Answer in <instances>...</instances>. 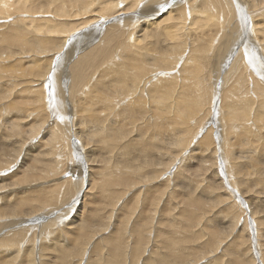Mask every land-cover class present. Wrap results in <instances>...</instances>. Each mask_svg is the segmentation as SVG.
Returning <instances> with one entry per match:
<instances>
[{"label": "bare ground", "instance_id": "obj_1", "mask_svg": "<svg viewBox=\"0 0 264 264\" xmlns=\"http://www.w3.org/2000/svg\"><path fill=\"white\" fill-rule=\"evenodd\" d=\"M0 21L8 27L0 33V71L6 70L1 65L7 57L5 63L26 74L16 82L12 74L13 83L0 84V89H14L7 99L19 96L0 106V116L10 118L4 123L7 144L22 151L36 146L32 139L45 136L37 140L41 147L33 155V170L45 175L39 185L32 183L38 179L33 172L23 177L25 185H7L19 151L3 152L0 264H216L224 260L225 248L233 255L241 252L232 236L246 230L249 213L228 201L232 192L213 190L215 196L201 197L203 202L192 208L195 197L179 200L188 184L181 179L183 184L173 186L171 179L182 175L179 160L192 147L199 160L212 156L216 163L219 156L226 161V175L234 177L228 184L232 190L235 182L245 187L257 171L253 188L264 194V82L259 78L264 79V0H0ZM251 33L257 36L253 40ZM35 54L43 55L41 65ZM210 65L216 69L214 82ZM51 102L56 110L47 112ZM147 109L151 114L143 124L139 119ZM213 112L218 114L210 118ZM206 117L220 139L213 141L210 130L202 132ZM142 135L145 140L138 142ZM136 145L143 158L152 151L153 159L129 169L109 155L102 157L115 149L136 152ZM166 155L167 165L159 167ZM126 172L122 181L117 174ZM159 185L158 204L152 203L149 192L156 193ZM128 196L137 198L130 206ZM35 198L43 207L31 213L27 208ZM224 202L228 206L222 209ZM215 207L225 212L221 223L233 234L221 239L222 231L211 228L200 241L201 229L213 218L203 220L209 215L204 213ZM186 211L195 214L190 218ZM77 212L95 223L84 217L78 223ZM250 213L259 236L264 221L256 219V210ZM179 219L184 225L176 223ZM79 225L81 231H72ZM195 234L200 235L197 246L183 244ZM259 239L253 253L261 255L260 261L250 247L245 251L249 263L248 256L241 255L246 261L241 263L234 255L226 264H264Z\"/></svg>", "mask_w": 264, "mask_h": 264}, {"label": "rangeland", "instance_id": "obj_2", "mask_svg": "<svg viewBox=\"0 0 264 264\" xmlns=\"http://www.w3.org/2000/svg\"><path fill=\"white\" fill-rule=\"evenodd\" d=\"M71 2V1H70ZM66 4L68 3V2H65ZM73 3V2H72ZM69 4V3H68ZM67 4V5H68ZM47 13V12H46ZM251 13V12H250ZM49 14L50 13H48V14H46V15H44V16H46L47 18L49 17ZM229 14V13H228ZM255 14V13H254ZM48 15V16H47ZM119 15H121V14H118L117 16H119ZM35 16L36 17H42L41 15H38L37 13H35ZM34 16V17H35ZM116 16V17H117ZM248 16H249V18L251 17V16H253L252 14L251 15H249V12H248ZM16 17H18V16H16ZM111 18H114V16L113 17H111ZM111 18H110V20H111ZM88 20V19H87ZM11 21V20H10ZM260 21H262V20H260ZM1 22V21H0ZM61 22V21H60ZM95 23H97V21L95 22ZM103 23V22H102ZM254 22L253 21H251V24L253 25V26H256V24L254 25L253 24ZM250 24V25H251ZM252 25H251V27H252ZM104 26V25H103ZM8 27H1L0 26V33H2L3 31V29L5 30V29H7ZM254 29H256V31H260V29H259V27H254ZM226 32V31H225ZM254 33V32H253ZM255 36V37H254ZM257 36L255 35V34H252L251 33V37H250V39H255ZM5 39H11L10 37H4V40ZM2 47H4V44L0 47V48H2ZM4 50V49H3ZM1 51L2 50H0V53H1ZM11 51V50H10ZM9 51V52H10ZM2 55H6V53H3ZM16 57V54H14L13 56H11V57ZM35 56H37V57H35L36 58V60H38L39 58L41 59V58H43V55L42 56H40V54H35ZM245 58V57H244ZM4 60H6L5 62H7V57H5L4 58ZM9 60V59H8ZM245 60V59H244ZM39 62H37L36 64H39V65H41V63H40V60H38ZM3 63L1 66L3 67L4 65H6V66H4V68H6V70L2 73V70L0 71V77H1V73L3 74V75H6V79L5 80H1L0 79V84H6V83H13L12 81L13 80H11V79H9V76L10 75H12V74H15V75H17L18 77H16V79H14V82H16L17 80H19L21 77H23V76H25L26 74H24L20 69H18V70H16L12 65H10L9 63L7 64V63ZM41 62H42V59H41ZM26 63L27 62H25V63H21V65L23 64V65H26ZM28 64V63H27ZM18 65H19V68H20V64H17V67H18ZM8 66L10 67V68H12L13 70H16V71H10L11 69L10 68H8ZM214 67V65H210L209 67H208V69L209 70H211V73H210V76H209V78L210 77H212L213 79H211V81L213 80V82H214V74H215V67H214V69H213V67ZM1 68V67H0ZM8 68V69H7ZM214 71V72H213ZM9 73V74H8ZM22 73V74H21ZM212 74V75H211ZM21 76V77H20ZM260 78V80H262L261 82L263 83L264 82V79H262L261 77H259ZM264 84V83H263ZM12 90H14L12 87L10 88V87H7V88H5V90H3V88H1L0 89V106H1V104L2 103H4L5 101H7V100H9V99H11V98H18L19 96H15L14 97V93L12 94V96L9 94V96H8V98L9 99H7L6 97H5V95H6V93H8L9 91H12ZM46 93V96H48L47 97V99L50 97V93L47 91V92H45ZM212 100L214 101V104H215V109L216 108H218V103H217V101H216V98H212ZM51 107H52V109L51 110H47V112H54L55 110H56V108H54L53 107V102H51ZM214 108L212 109V110H214ZM150 114H151V110H146V111H143V117L141 116V118L139 119L140 121H141V123L144 121V119H145V121H147L148 119H149V117H150ZM217 114H218V112H217ZM216 113H215V115H214V112L212 113V115L213 116H210V118H212V117H216V115H217ZM145 115H146V117L147 118H145ZM50 116H53V114H50ZM4 118V119H3ZM10 119L9 118V116H0V162L2 161V160H5L4 158H7L6 156H4L3 155V152H8L9 154H12V153H15V154H17L18 153V151H19V149L20 148H13L12 146H9L8 144H7V139H8V133L6 132V126H8V125H6V124H4L5 122L6 123H8L7 121ZM1 120L3 121V122H1ZM206 121V125H202V132L203 131H205L206 129L207 130H210V133H211V135L213 134V138H212V140L214 141V139H220V137L219 136H215L214 134H216V129H215V123H213L212 122V124H211V122L209 123V121H208V123H207V120H208V117H206V119H205ZM57 123H59V120H58V122ZM143 124H144V122H143ZM211 124V125H210ZM58 126L59 125H62V124H57ZM213 125V126H212ZM139 126V124L137 125V127ZM212 129V130H211ZM214 129V130H213ZM3 132V133H2ZM136 133V130L133 132V134H135ZM151 134H154V130H152V133ZM151 136V135H150ZM154 136V135H153ZM5 137V138H4ZM42 137V138H41ZM39 138L42 140L43 138L45 139V136H42V135H39L38 137H36L35 139H32V141L36 144V146H33V147H31V148H24V150H20L19 151V156H18V159L16 160V162L13 164V165H11L9 168H11V173L12 174H8V176H7V178H6V181H7V185L8 184H12V185H15L16 187L17 186H22V185H25V183H22L21 181H22V179H23V177L26 175V174H32V172H33V174L35 173V171L33 170V167H34V162L35 161H33V155L38 151V149H40V145L38 144V143H40L39 141H37V140H39ZM145 138H146V135H142V136H140L139 137V139H140V141H139V139H138V142H143L144 140H145ZM203 144V143H202ZM2 145V146H1ZM139 145H141V144H139ZM139 145H136L135 146V148L136 149H138V151H134V148L133 149H131V150H129L128 151V153H126V154H122L121 153V151H117V149H115V151L116 152H119V153H116V152H111V153H107V154H103V156L102 157H105V156H107V155H109V157H112V159L111 160H113V159H117L118 160V164H120V165H124V166H126L127 168H129L130 169V167H132V165H133V168H135V167H137V165H136V162H143V159H145L146 161H148L149 159H147V158H150V159H153V157L152 156H150L151 155V153H152V151H150V153H147V155L148 156H146L145 158H143V153L141 152V154H139L140 152H139ZM157 145L159 146V148H161V149H163L165 146H164V144L163 143H157ZM163 147V148H162ZM32 148H35L34 150L32 149ZM192 148V147H191ZM190 148V149H191ZM28 149V150H27ZM189 149V152L187 153H185L181 158H180V160H179V166H180V174H182V175H178V176H176L175 175V177L176 178H174V179H176V180H173V179H171V183L173 184V186H174V182L175 183H177L178 184V186H180L181 184H179V183H182L181 181V179H184L185 180V183L186 184H188V185H183V187H185V191H184V193H181L180 195H179V200L181 201V199L183 198V197H190V198H194L195 197V203L193 204V205H195V206H191L192 208H197V205L200 203L199 201H201V202H203L202 200L204 199H206V201H207V196H210V197H213V196H215V194H214V192L215 191H213V190H216V194H219L222 190H224L225 188H228V189H226V191H228V192H232V194L231 195H229L228 197V201H230V202H232V201H234V202H232V203H234L235 205H234V207H238V209L241 207V209H244V212H245V214L246 215H248V213H249V215H248V218H247V226H246V230L245 231H242V232H239L238 230L236 231V232H234V237L232 236V238H233V242H235V246H237V249L238 250H240V249H242L241 250V252L240 251H238V252H240L241 254L239 255H237V253H235L234 255H235V258H238L239 259V261L241 262L242 260L241 259H243V258H241L242 256L244 257V258H246L245 256H248L247 254H246V250H248L250 247L252 248V251H251V254L252 255H254V245L255 246H257V244H256V242H257V240H258V238H260L259 240V242L261 243V248L262 249H260V250H262V251H264V226H259L260 228H259V233H260V235L258 236V232H257V226L255 225V223H254V221H253V218L251 217L252 216V214L250 213L251 212V210H256V212H257V215H256V217H258V218H256V219H258L259 221H264V194L262 195V194H260V195H258L259 193H256L255 192V189L256 188H253L254 187V185H255V183L252 181V178L254 179V176H255V174H257V171H256V173L255 174H253V175H251L250 177H249V179H247V183L245 184V187L244 186H242V185H239L240 186V188H239V186L236 184V182H235V184H234V186H235V189H231L229 186H228V184H229V181H231L234 177H232V175H229V177H227V175H226V171H225V160H223L222 158H220L219 156H218V159L219 160H217L216 161V163L214 162V160H213V158H212V156H206L207 158H205L207 161H202V160H199L200 159V157H199V155H198V153H197V151H198V149H195L193 152L191 151ZM33 152V153H32ZM106 153V152H105ZM132 153V154H131ZM194 153V154H193ZM15 154H13V155H15ZM24 154V155H23ZM188 154V155H187ZM197 154V155H196ZM13 155H10L11 157H13ZM26 155H28V156H26ZM43 155V154H42ZM121 155V156H120ZM137 155V156H136ZM140 155V156H139ZM190 155H191V158L192 159H190ZM23 157V158H22ZM30 158V159H29ZM165 160H162V161H164L163 163H162V165H160L159 167H164V166H166L167 165V163H168V161H169V159H167V155L165 156V157H163ZM185 158V159H184ZM166 159H167V161H166ZM182 159V160H181ZM21 160H22V162H21ZM29 162H28V161ZM105 160H107V159H105ZM122 160V161H121ZM184 160V161H183ZM186 160V161H185ZM259 160H261V159H259ZM7 161H9V162H11L10 160H7ZM19 161V162H18ZM263 161V160H262ZM2 162H4V161H2ZM130 162V163H129ZM215 163V164H214ZM18 164H19V166H18ZM20 164H22V165H20ZM116 164H117V162H116ZM180 164H182V165H180ZM128 165V166H127ZM186 165V166H185ZM1 167V166H0ZM197 168V171H195V169ZM248 168V167H247ZM246 168V169H247ZM155 169H158V168H155ZM249 169H251L252 170V167H249L247 170L248 171H251V170H249ZM158 170H162V168H160V169H158ZM164 171V170H163ZM14 173H15V175L17 174V176H15V177H13L11 180H8V178L10 177V176H13L14 175ZM200 173V174H199ZM237 173V172H236ZM20 174V175H19ZM32 174V175H33ZM187 174V175H186ZM6 175V174H5ZM118 176H119V178L123 181L124 179H126L127 178V172L126 173H124V174H117ZM185 177H184V176ZM38 177V179H32V176H31V179H32V183H36L35 185H39V184H41V182H44L45 181V179H43V178H45V175H40V176H38V174L37 173H35L34 175H33V177ZM41 176H43V178H40ZM187 176H189V177H187ZM231 176V177H230ZM237 181H239L238 179H239V177H240V174H238L237 173ZM178 177V178H177ZM192 177V178H191ZM40 178V179H39ZM186 178H188V179H186ZM30 179V178H29ZM116 179V178H115ZM251 179V180H250ZM180 182H179V181ZM184 180H183V182H184ZM187 181V182H186ZM221 181V182H220ZM166 183H168V182H166ZM206 183V184H205ZM239 183V182H238ZM251 183V184H250ZM252 183H253V185H252ZM51 183H49L48 185H50ZM117 184V183H116ZM116 184H112V186H113V188H116V186H114V185H116ZM171 184V185H172ZM176 184V185H177ZM183 184V183H182ZM194 186H196V185H198L197 187H199L197 190L195 189V193H193L194 192V190H193V185ZM44 185H46L45 183H44ZM43 185V186H44ZM246 185H247V187H246ZM43 186H42V188H43ZM166 186H167V184H166ZM191 186H193V187H191ZM225 186V187H224ZM242 186V187H241ZM54 188V186H47V188L45 187V189H48V188ZM125 188H127L128 189V187L127 186H124ZM158 188H156V193H152V192H149V199L151 200V199H154V202H152V203H157L158 204V200H159V196L161 195L160 194V185L159 186H157ZM207 188V190H206V188ZM210 187V188H209ZM222 187V188H221ZM244 187V188H243ZM242 188V189H241ZM245 188H246V190H245ZM248 188H249V190H248ZM40 189H41V187H40ZM179 189H182V188H179ZM253 191H252V190ZM16 191L18 190L19 191V189H15ZM238 190H240L239 192H240V194H242V195H238ZM190 191V192H189ZM208 192L209 193H211V194H208ZM230 192V193H231ZM248 192H250V193H248ZM255 194H254V193ZM151 193V194H150ZM187 195H186V194ZM190 193V194H189ZM199 193H200V196H199ZM213 193V194H212ZM253 193V194H252ZM249 194V195H248ZM251 194H252V196H251ZM145 196V193L144 192H142V196ZM192 195H194V196H192ZM234 195H236V199L234 198ZM254 195H256V197L254 196ZM132 196H134V195H132ZM152 196V197H151ZM222 196H224V195H222ZM221 196V197H222ZM227 196V195H226ZM226 196H224V197H226ZM240 196H242V197H240ZM34 197V196H33ZM129 198H131V196H128ZM197 197H199V198H197ZM201 197H202V200H201ZM260 197V198H259ZM134 198V199H133ZM249 198H253V201H252V199L251 200H249ZM102 199V198H101ZM135 199H137V198H135V197H132L131 198V200L130 199H128V202L129 201H131V204H133L134 203V201H136ZM139 199H142V197L140 196L139 197ZM230 199H232V200H230ZM244 199V200H243ZM248 199V200H247ZM31 200H33V202L31 201ZM30 200V204L31 205H29L28 206V208L27 209H29V208H31L30 209V211H31V213H33V212H38V210L37 209H40V207H43V203H39L37 200H36V198L35 199H31ZM133 200V201H132ZM199 200V201H198ZM222 200V199H221ZM236 200V201H235ZM254 200H255V202H254ZM35 201V202H34ZM140 201V200H139ZM138 201V204H137V206L136 207H139L140 208V206H141V201L139 202ZM227 201V204H230V202H228ZM248 201H249V203H248ZM127 202V205L128 206H130L131 204H130V202L128 203ZM142 202H143V200H142ZM197 202H199L198 204H197ZM39 203V204H38ZM39 206H38V205ZM202 204V203H201ZM225 202H224V204H222L223 206H221L220 208H222V209H224V208H226L228 205H227ZM144 205H146V204H144ZM225 205H227V206H225ZM51 206H53V205H51ZM59 206V205H58ZM88 206H89V204H88ZM92 206V205H91ZM219 206H220V204H219ZM218 206V207H219ZM243 206V207H242ZM24 207H26V206H24ZM248 207V208H247ZM251 207V208H250ZM182 208V207H181ZM170 208H168V207H166L165 208V211L167 212V210H169ZM218 208L217 207H215L214 209H212V211L211 210H208V211H206L204 214H206V213H208L209 215L208 216H206L203 220H205L206 218H208V217H213L212 219H210V223H208L203 229H201V231H200V233L199 234H201V233H203V234H201V238H200V235L199 234H197V235H199V236H197L196 234H195V238L193 239V241H192V238H189L188 239V243L186 244V242H183V244L184 245H186V246H189V244H199V242L200 241H204L205 240V238L207 237L206 235L207 234H205L206 232L207 233H209L210 232V230H212V231H216V232H218V231H222L221 233L222 234H220V238L221 239H227V237L228 236H231V233L232 232H230L231 230L229 229V228H231V227H228V228H226L227 227V224L226 223H221L222 221H224L225 219H222L223 217H224V214H225V212H220V211H218L217 210ZM35 210V211H34ZM85 210H87L88 211V208H85L84 210L82 209V212H84ZM193 211H194V209H192ZM196 210V209H195ZM192 211V212H193ZM217 211V212H216ZM82 212H77V213H79V216H77V217H75L74 218V220H76L78 223L82 220L81 218H83L84 217V213H82ZM230 212H231V210H230ZM188 213V214H187ZM193 214H195V212H193ZM192 213H190V212H188V211H186V213H185V215L186 216H188V217H190V218H192L194 215H193ZM203 214V215H204ZM244 214V215H245ZM251 214V215H250ZM241 215H242V213H241ZM70 216H72V215H70ZM87 215H85V217H86ZM182 217H185V216H183V215H181ZM219 216V217H218ZM83 218V221H85L86 223H92L93 221V223H95V220H90L91 218H89V216H87L86 218ZM210 217V218H211ZM221 217V218H220ZM260 218V219H259ZM70 219V218H69ZM81 219V220H80ZM87 219V220H86ZM263 219V220H262ZM184 220V219H183ZM180 221V219L179 220H177L176 221V223L177 224H183V223H185L184 221ZM212 220V221H211ZM214 220H215V222H214ZM219 220H221V221H219ZM91 221V222H90ZM183 222V223H182ZM217 222L219 223V225H216L217 224ZM216 223V224H215ZM177 224H175V225H177ZM184 225V224H183ZM81 226H83V225H79L77 228H75V229H72V231H81L82 229H81ZM180 225H178V227H179ZM223 226V227H222ZM166 227H168L167 225H166ZM209 229H208V228ZM212 228V229H211ZM217 229V230H216ZM204 230V231H203ZM224 230H226V232H223ZM228 230H229V232L230 233H228L227 234V232H228ZM177 232L179 231V232H182V231H184V229H177L176 230ZM203 231V232H202ZM253 233V234H252ZM76 234V233H75ZM225 234V235H224ZM233 234V233H232ZM245 234V235H244ZM182 235V234H181ZM203 235H205V237L203 236ZM226 235H227V237H226ZM183 236V235H182ZM187 235L185 234V236H183V237H186ZM256 236V237H255ZM204 237V238H203ZM236 237V238H235ZM198 239V238H200V241H198V240H195V239ZM232 238L229 240H227V245L229 244V241H231L232 240ZM235 238V239H234ZM243 238V239H242ZM184 239V238H183ZM219 239V238H218ZM249 239V240H248ZM255 239H257V240H255ZM244 240H246V241H244ZM182 241V240H181ZM195 241H198V242H195ZM242 241L246 244H244V243H242ZM37 242V241H36ZM195 242V243H194ZM250 242V243H249ZM63 243V242H62ZM61 243V245H63ZM249 243V244H248ZM252 243V244H251ZM183 244H181L180 246H182ZM201 244V243H200ZM251 244V245H250ZM183 245V246H184ZM196 245V246H197ZM241 245V246H240ZM228 248V247H227ZM244 248H246V249H244ZM205 249H207V248H205ZM230 249V248H229ZM229 249L228 250H226V248L224 249V257H222V259H224L223 261H221V263H220V261H218L216 264H226V262H225V260H229V257H231V259L233 258V254H231L230 252H229ZM243 250H244V252H243ZM249 251V250H248ZM242 255V256H241ZM227 256H228V258H227ZM236 256H238V257H236ZM254 257H256V259H257V261H260V257H261V255H259V254H257L256 253V256L254 255ZM258 257V258H257ZM248 258H250V256H248L246 259H248ZM255 259V258H254ZM243 261L244 262H248L249 263V259L248 260H244L243 259ZM243 261L241 262V263H243ZM225 262V263H224ZM239 262V263H240ZM211 264V260L207 263V264ZM54 264H56V262L54 263ZM213 264H215V262L213 263Z\"/></svg>", "mask_w": 264, "mask_h": 264}]
</instances>
